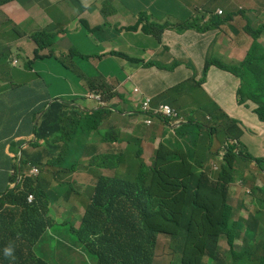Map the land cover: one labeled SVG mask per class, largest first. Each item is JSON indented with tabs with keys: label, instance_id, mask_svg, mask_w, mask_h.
<instances>
[{
	"label": "clouds",
	"instance_id": "1",
	"mask_svg": "<svg viewBox=\"0 0 264 264\" xmlns=\"http://www.w3.org/2000/svg\"><path fill=\"white\" fill-rule=\"evenodd\" d=\"M25 1L26 0H0V70L1 68L5 67L14 69L13 77L6 79L5 76H1L0 79H3L4 82L10 84L12 87V91L16 89H26L33 92L34 94L39 93L40 90L42 91V93H44L45 87H41V84H45L46 86L47 84L44 80H39L38 74H34L36 80L31 86L28 87L26 86V83L28 81H31V76L30 74L25 75L24 73H22L27 78V80H24L25 86H23L15 80L16 74L18 73L16 69L19 67H26L32 70L34 65L39 60H53L56 63V66H59L65 71V73L60 75L61 80L67 79L73 81L74 83L77 81L80 82V85H78V89L72 90L69 93L67 92V95L69 96L72 94V92L77 91V94L72 95L80 94L82 98L91 105L84 106L83 108V106H81V103L77 104V102L74 100L67 101L64 98L59 97L58 95H50V99L45 106L46 108L44 113L47 111V108L55 101H61L64 104H68L71 106H78L80 109H87L86 107H88L87 110L107 109L108 111L107 114L100 120L96 129L93 130L87 137H76V142L72 146L74 151V165L67 164L65 170L56 177L49 174L44 176L45 186H47L49 189L57 190L61 182L64 181L67 184V188L64 191H67L69 193V200L67 201V203H65L61 198L48 203V217L56 224L61 223L63 221V218L57 215V208L65 207L68 210L76 211L74 215V217L77 218L75 226L79 227V225L81 224L82 213L77 211L78 207L80 206V201L75 198V192H81L88 186L96 185L97 182L94 184H85L84 180L86 179V176H88L86 172H72L73 170L84 166L82 160L83 154L86 152L85 145L87 143L93 142L94 133L96 131H99L100 126L109 122L111 115L126 118L128 122L130 121L129 117L133 118L132 121L136 120V123L132 124L135 130V135L129 142H133L135 138H140L141 144L133 146V150L129 154V156L135 157L137 155V152L135 154L134 150L135 148H139L142 150L141 160L144 163H146V161L148 160L149 155H145L144 148L148 150V143L143 142V139L148 138L144 134H140V131L145 127L147 129H151L155 120H160L168 127L169 131L183 132L184 135L191 138L198 135V138L195 141L193 139L189 141L190 146L187 148L186 152H181L180 150L183 151V148L179 149L176 146L178 154L166 153L168 154V156H174L179 161H183V165L174 166H169L170 164L167 162H164L162 165L158 163V152L165 150V146L160 142L157 149V155L154 156V166H156V168L161 171L160 175L162 176L166 184L178 186L179 189L170 191L164 197H155L149 191V189H134L133 208H137L139 210V215L143 217L145 223L141 224L137 219H132L131 217L127 218L124 223V232L126 228H130L134 232H136V234H141L142 237L140 239H133L130 238L125 232L127 240L120 244V247L118 249V256L122 259L127 258L133 261H137L138 264H158L160 239L161 237H166L172 241V244L170 245L171 247L172 245H175V252H173L172 248L171 258L168 264H210L208 257L203 253L202 246V226L207 217L206 202L198 192V189H196L195 187L190 188L191 185L195 186L199 182L208 184L222 183L226 186L229 202L232 204L235 210V220L241 217L248 218L249 216L255 215L256 212L259 211L260 214L258 215V226L256 229L257 236L255 239V244L259 246L264 245V168L261 169L249 164H255V162L264 159V156H256L252 154L248 150L247 145L242 141V137L244 136L246 131V128L243 126V124H241L236 119L229 121V119L226 118L223 120L220 114L221 109L219 107L215 109L213 108V106H211V103L208 100L201 99V96H199L198 94V90H200L201 85L205 82V69H203L202 77L200 75L199 78H190L180 84L178 90L172 93L173 99L171 100H159L157 98V95L150 96L145 94L146 97H143L142 94H139L138 88H135L133 90V86H131L130 84L131 80H129L128 88L130 89L132 98L130 102L129 100H125L127 103H130V106H128L126 110H124L120 106H114L112 104L116 96L122 97L123 95L113 94L110 99L104 101L103 97L99 94L104 83H106L107 85V79L104 75V69L112 66L111 59H113L114 57H117L120 60H123L130 64L131 75L133 73L135 64H139L138 68H140L142 65L145 67L154 65L151 62L145 63V60L142 58L134 60L121 50H118L117 48L112 46L111 43L113 42L117 28L120 31H124L126 33L141 32L143 35L149 36L152 39H155L158 43H161L163 41V35L166 29L173 28L177 32H182V30H179V26L177 24H168L165 22H160L157 25L152 21L153 18L149 13L148 14L150 15L151 21L150 24H138L136 21L135 23L133 22V25H122L123 20L119 16L118 11L114 6V1L112 0L111 3L109 1H102L96 5V9L98 10V13L102 19V22L100 24L92 25L94 24V21H90V24H88L87 20L78 18L75 19L72 26H68V23L64 21L59 22L56 20L54 22H51L46 28H32L31 30L25 31L20 34L19 39H28L35 47L31 57L21 59L17 57L14 49L11 51L15 53L13 57H11V52L8 53L4 50L6 48L5 45L7 44V40L13 33L16 32L18 17L15 11V7L18 5H22L26 9ZM68 1L74 4L79 9V11H85V8L81 7L78 0ZM100 5L103 7L102 10L99 9ZM90 6L93 7L92 2H90ZM53 9H55V7H53ZM48 13L49 11L47 12V14ZM232 13L225 14L224 11L219 10L218 16L220 17V20L215 24L207 26H204L201 20L196 23L195 20L184 21L180 23H182L183 25H191V27L186 28L183 31L193 28L198 31L204 32H207L211 29H219L222 32L229 33L230 30L236 31L239 28L242 29L243 32L251 38V44L242 60H232L238 61L243 64V69L245 71L244 75L247 79L245 62L254 43H259L264 51V47L260 42L264 35V23L259 24L255 29L254 26L257 25L258 19L256 14H254V18L251 21H247L245 26L248 27L246 28L233 22L231 17ZM236 13L242 14L244 12L238 10ZM69 24L71 25V22H69ZM145 26L148 27V31L144 29ZM261 29L262 31H260ZM80 30L85 33V36L89 40L92 39L94 42L90 40L92 43H88L78 47L72 46L67 51L61 52L59 54H56L54 52L53 44L59 36L76 33ZM98 31L101 32L100 35L96 34V32ZM256 31H260V33L258 34V41H255ZM39 33L43 34L41 41H50L52 43L53 53L51 55H47V52H42L38 49L39 45L34 40L33 36ZM101 42L108 44L107 50L104 48ZM239 43L241 45H245L247 43V39H244ZM211 57L213 56L207 57L205 59V62L208 61V59ZM178 65L179 63L175 62L173 66L176 67ZM213 69L227 73L234 80L238 81L239 91L240 87L242 86V81L234 78V72L232 71L231 67H229L226 63L218 62L217 67H214ZM251 69H254V67H251ZM164 70L171 71L172 69L170 70L166 68ZM188 83H190L191 85H188ZM132 90L133 92H137L139 94V97L138 95L134 96ZM238 91L236 95L237 104L240 106L247 105V103L249 102L254 104L255 108L253 110V114L257 117L259 123L264 124V121L260 120L256 112L259 107L258 104L251 99H247L244 102L239 103ZM176 92H182L183 97L190 98V100H193L192 102L196 101L204 103V106H202L196 112L192 110V103H178L177 107H173L172 104L176 100ZM54 93L57 94L56 92ZM28 94L29 93L24 94L23 96H21V98L15 101V110H11L12 104L9 105L11 107L9 109L10 112L8 113V115L13 117V122L17 121L15 117L16 112H24L30 115V111L26 108ZM191 113H196V117L193 120V114ZM41 117L42 114L37 118V121H40ZM32 121L33 119L29 117V123H31ZM182 121H187V123L184 124L182 123ZM232 122H234L236 127L241 131V135L239 137H237V135L230 130ZM34 124H31L30 129H27L26 132L30 131ZM226 125H228L229 127L226 128ZM99 133L102 135V137H104L105 142L112 141L111 139L106 140L107 138H109V135L107 133H102L101 130L99 131ZM61 136L62 135H57L50 140H53L55 143L61 142L59 139ZM202 138H207L209 140L208 149H206L205 143ZM2 141H8L11 143L12 154H10L9 156V158L11 159V166L12 163H14L13 152L15 149L13 144L15 143V134L12 135L8 131V135L5 138L0 134V142ZM48 141L49 140L42 141V145L37 150V152H39L45 160L50 157H55L51 155L44 156L43 154V145ZM31 143H36V140H33ZM29 144L30 143H25L18 149L19 173L16 183L13 184L11 188L16 187L22 181L20 160L23 149H26ZM103 145L105 146V143ZM127 146H129V143ZM127 146L122 151L114 152H125L127 155ZM62 147L63 142H61L60 153ZM108 153L109 151L105 154V156H107ZM89 163L90 165L86 167L88 172L93 169L97 171L102 169L96 168V163L93 160H90ZM154 166L146 167L154 168ZM211 166H213V168L217 171V173L214 175H211L213 174V172H209L208 168ZM30 167L31 174H29ZM167 168L169 170H166ZM196 168L197 171H194ZM108 170H114V177H116L117 173L115 169ZM24 172L26 175L37 177L40 174V169L29 162L25 166ZM251 175H253L257 182H261V185H252L251 188L248 189L246 184L248 177ZM47 176L58 179L60 180V182H47ZM81 186L82 189H80ZM239 190L243 192L242 195L238 194ZM34 199L35 196L33 194H29L27 197L28 203H32ZM53 210L57 211V220L53 219L52 217ZM78 215H80V217H78ZM213 220L224 230V235L222 236L220 241V252L222 258L226 261H229L230 246L228 245L226 238L229 234L236 235L239 229H233L234 221L230 219H219L215 216ZM77 222H79V225H77ZM80 243L84 242L80 241ZM152 248H154V251L152 250ZM234 249L238 253L241 252V250L243 249L242 239H237L235 241ZM262 254H264L263 248L259 250L258 255ZM72 256H74V254ZM47 264L49 263L47 262Z\"/></svg>",
	"mask_w": 264,
	"mask_h": 264
},
{
	"label": "trees",
	"instance_id": "2",
	"mask_svg": "<svg viewBox=\"0 0 264 264\" xmlns=\"http://www.w3.org/2000/svg\"><path fill=\"white\" fill-rule=\"evenodd\" d=\"M99 9L102 10L103 7L100 5ZM136 21L138 24H150V15L146 12L139 13L136 15ZM189 27L191 25H181L179 30L183 31ZM144 29L148 31L147 26ZM260 31H256L255 41H258ZM42 35L39 33L33 38L39 45L40 51L51 55L52 43L41 41ZM263 52L261 45L255 42L245 62L247 86H241L238 91L239 103L251 99L258 104L256 112L261 121H264ZM41 87H45L44 93L40 90L39 93L34 94L26 89H16L11 93L13 99L11 110L16 109V100L29 93L26 108L30 111V115L16 112L17 121L8 123L9 132L12 135L15 134L13 144L15 150L14 163L0 171V264H47L44 254L59 252L61 256L65 253L63 233L67 227L74 237L84 242L80 243L78 249L96 258L97 264H138L137 261L122 259L118 256L120 244L127 240L125 232L133 239L142 237L130 228H126L124 232V223L127 218L131 217L141 224L145 223L143 217L139 215V210L133 208L134 189H149L155 197H164L179 187L166 184L160 175L161 171L156 166L146 167L141 160V149L135 157L129 156L133 146L141 144V139L135 138L127 146V155L125 152L109 151L101 162L95 164L96 168L115 169L116 177H102L96 185L88 186L81 192H75V198L80 201L77 211L82 213L79 227L75 226L76 211L65 207L57 208V215L62 217L63 221L56 224L48 217V203L58 198L67 203L69 193L64 191L62 195H59L56 189H49L45 186L44 176L49 174L56 177L65 170L67 164L74 165L72 146L76 142V137H87L96 129L108 111L107 109L87 110L88 107L80 109L78 106L55 101L44 113L50 93L45 84H41ZM245 87H248V90H245ZM99 94L104 101L113 95L109 92L106 83ZM222 112L221 110V115H223ZM41 114L40 121H37ZM29 117L33 119L31 123H29ZM31 124H34L31 130L26 132ZM230 130L237 137L241 135V131L234 122ZM57 135H62L59 138L63 142L61 153L57 157L45 160L37 150L42 145V141L50 140ZM33 140H36V143H31ZM25 143L30 144L23 149L20 160L22 181L11 188L16 183L19 173L18 149ZM157 159L160 165L164 162L169 163V166L183 165V161L162 152H158ZM29 162L40 169L37 177L25 174L24 168ZM194 171H197V168ZM193 187L198 189L206 202L207 217L202 226V246L203 253L208 257L210 264H264V254L258 255L259 250L264 249V245L255 244L259 211L248 218L241 217L235 220V210L229 202L224 184L199 182L195 186L191 185L190 188ZM29 194L35 196L32 203L27 201ZM215 216L219 219L227 218L234 221L233 229H239L236 235L229 234L226 238L230 246L229 261L224 260L220 252V241L224 230L213 220ZM237 239L243 241V249L239 253L234 249ZM73 241L77 240L74 238ZM48 245L50 249L47 252ZM152 250L154 251V248Z\"/></svg>",
	"mask_w": 264,
	"mask_h": 264
},
{
	"label": "crops",
	"instance_id": "3",
	"mask_svg": "<svg viewBox=\"0 0 264 264\" xmlns=\"http://www.w3.org/2000/svg\"><path fill=\"white\" fill-rule=\"evenodd\" d=\"M18 6L15 7V11L18 17V21L21 19V11L18 10ZM26 13L31 19L33 29H43L46 28L51 22L54 21H64L66 23L73 22L75 19L82 18L87 21H94L97 25L102 22V19L95 8L92 13L74 11L72 8V3L68 0H26L25 1ZM55 7V9H53ZM201 10L206 13L201 16V22L204 26L215 24L220 20L218 16V11H224V13H232L231 17L234 23L245 26L247 21H251L249 16L256 14L258 23L254 26L256 29L259 24L264 23V0H204L201 5ZM241 10L242 14L236 13ZM49 13L47 14V12ZM189 13L186 17L191 16ZM158 21L165 22L168 24H173L165 21L164 14L157 17ZM132 22H124V24H132ZM136 36L133 38V45L139 49H145L146 46L140 43V38L143 35L141 32H134ZM149 46L151 50H156L160 46L164 51L163 58L172 59L178 62L179 65L167 71L173 75L178 76V79L172 78L174 82H178L179 85L190 78L202 77V72L205 66V59L209 56H214L213 52H221L226 50L229 52V57L231 59L242 60L251 44V38L243 32L242 29L236 31L230 30L229 33L222 32L219 29H211L207 32L198 31L195 28L188 29L182 32H177L173 28H168L165 30L163 35V41L158 43L155 39L149 36ZM152 39V40H151ZM247 39L245 45H241L239 42ZM261 44L264 47V35L261 39ZM88 43H92L86 36L85 33L80 30L76 33H70L67 35L59 36L54 44L53 50L56 54L67 51L72 46H81ZM34 45L28 39L19 40L15 46L14 51L18 58H29L34 52ZM147 61H145L146 63ZM150 62V61H148ZM145 66H141L138 71L130 76V80L134 78H140L142 70ZM17 74L15 80L25 86L24 80L27 78L25 75L30 74L31 81L26 83V86H31L36 80L34 74L39 75V80H44L47 84L48 91L51 96L57 94L54 93L55 89L51 87L55 80L61 82V77L65 71L56 66L53 60H39L34 65L33 69L30 70L26 67H19L16 69ZM14 69L10 67L1 68L0 77L5 76L6 79L13 77ZM75 84L80 85L77 81ZM188 85H191L188 83ZM239 87V82L234 80L229 74L212 69L210 74V80L201 85L200 90H198L199 96L202 100H208L213 108H220L223 112L222 118L238 120L246 128L245 134L242 137V141L247 145L248 150L256 156H264V124L258 122L257 117L253 114L255 108L254 104L247 103V105L240 106L237 104L236 95ZM136 87L133 86V90ZM166 88L152 85L150 86V91L145 92L146 95L156 96L163 93ZM132 90V93H133ZM54 94H53V93ZM12 87L10 84L0 79V109L5 110V114L0 110V123H11L13 122V117L8 115L10 112L9 106L13 99L11 97ZM77 94V91L72 92ZM139 97V95H138ZM132 121L133 118L129 117ZM229 126L226 125V128ZM140 134H144L148 139H143V142L148 143V150L144 148L145 155L156 156L157 149L160 142L165 146V150L162 153H175L178 154L176 146L186 152L187 148L190 146L189 141L193 139L194 141L198 138V135L193 138L184 135L183 132H172L169 131L168 127L160 120H155L151 129L142 128ZM145 145V144H144ZM12 154L11 143L8 141L0 142V170H5L6 167L10 166L11 159L9 158Z\"/></svg>",
	"mask_w": 264,
	"mask_h": 264
},
{
	"label": "rangeland",
	"instance_id": "4",
	"mask_svg": "<svg viewBox=\"0 0 264 264\" xmlns=\"http://www.w3.org/2000/svg\"><path fill=\"white\" fill-rule=\"evenodd\" d=\"M81 7L85 8V12L92 13L96 8V5L102 1H109L111 3L112 0H78ZM115 3V8L118 11L119 16L122 18L123 22L122 25H125L124 22H136V15L141 12H147L151 14L152 21L158 25L160 21H158L157 17L159 15L164 14V18L166 22L177 24L178 26L183 25L180 22L195 20V23L201 20V16L206 12L201 10V5L204 3V0H113ZM90 2H92L93 7L90 6ZM21 5V4H20ZM18 10L21 11V19L17 23L16 32L11 35V37L7 40V44L5 45L6 52H11L15 46V44L24 38L19 39V35L25 31L32 29V22L31 19L28 17L25 8L21 5L17 7ZM72 8L74 11L78 12L79 9L72 4ZM189 13H192L191 16L186 17ZM253 16H249V19H253ZM88 24L90 22L87 21ZM127 24V25H133ZM68 26L70 24L68 23ZM97 35H100L101 32H96ZM136 36L134 32L126 33L124 31H120L118 28L116 29V33L114 35L113 42L111 43L112 46L121 50L129 57L133 58L134 60L137 59H144L145 61H150L153 63V66L146 67L142 70L140 78H134L131 80V86H135L139 89V94H142L143 97H146L145 92L150 91V86L158 85L161 87L166 88L163 93L157 95L159 100H171L173 99L172 93L177 91L179 88V83L174 82L172 78L178 79V76L168 73L166 68L168 69H175L174 63L175 61L172 59H165L163 49L158 46L156 50H151L148 48L149 46V38L145 36H141L140 43L145 45L146 48L139 50L133 45V38ZM94 42L92 39H90ZM152 40V39H151ZM104 48L108 49V44L101 42ZM1 51V49H0ZM15 53L11 52V57H13ZM213 57L209 58L208 61L205 62V73L204 80H210L211 70L214 67H217L218 62L226 63L229 67H231L232 71L234 72L233 76L235 79L242 81V86H247L246 78H245V71L243 69V64L232 60L229 57V52L226 50H222L221 52H213ZM111 67L104 69V75L107 79V86L109 88V92L111 94H120L123 95L122 97L116 96L113 100L112 104L114 106H120L124 110L130 106V103H127L125 100H131L132 96L130 94V89L128 88L130 76H131V69L130 64L120 60L117 57L111 59ZM139 64H135L133 69V74L139 70ZM163 67V68H162ZM54 92L57 93L59 97L64 98L67 101L74 100L78 103H81V106H90L85 99L82 98L80 94L78 95H67V92H71L72 90H77V85L71 80H64L62 79L61 82L59 80H55L51 85ZM248 90V87L244 88ZM137 92H133V95H139ZM190 98L183 97L182 92H176V100L172 104L173 107H177L178 103L187 104L192 103L191 107L192 110L195 112L198 111L204 103L200 102H192ZM5 114V110L0 109ZM193 114L192 120L195 119L196 113ZM136 123L134 121H127L126 118H121L116 115H111L110 120L108 123L103 124L100 126L99 131L101 130L102 133H107L109 138L112 140L111 142H105L104 137L96 131L94 133L93 142L87 143L85 145L86 152L83 154L84 166L81 168H77L73 170L72 173L75 172H86L88 176L84 180L85 184H94L98 182L102 177H114L115 171L108 170L106 168H102L101 170L97 171L95 169L91 171H87L86 167L90 165L89 161L93 160L95 163L101 162L105 156V154L112 150V151H122L126 148L129 141L135 135V130L132 124ZM182 123L186 124L187 121H182ZM176 124V123H175ZM151 127V126H150ZM8 123H0V134L5 138L8 135ZM205 143L206 149H208L209 140L207 138H202ZM105 143V146L103 145ZM148 147V145H147ZM61 148V142H54L53 140H49L46 144L43 145V154L44 156H59ZM216 150V149H215ZM139 151V148H135L134 153ZM198 151V150H196ZM146 166L151 167L155 165L154 156H148V160L146 161ZM251 166L259 167L261 169L264 168V159L259 160L258 162L249 163ZM209 172H213L214 175L217 171L213 168V166L209 167ZM31 167L29 169V174ZM47 182H54L59 183L60 180L52 178L51 176L46 177ZM252 185H261V182H257L253 175L248 177L247 180V188L250 189ZM67 188V184L62 181L61 184L57 188V192L61 195L64 190ZM82 189V186L80 187ZM115 194V193H114ZM239 195H242V191H238ZM56 210L52 211L53 219L57 220L56 217ZM80 217V215H78ZM79 225V222H77ZM77 241H73V239ZM63 239L65 241V253L59 256V252H51L50 255L47 253L44 254V258L47 260L49 264H97V259L92 257L86 252H81L78 249L80 245V241L74 237L71 232L69 231V227L66 228V231L63 233ZM172 241L166 237H161L160 239V246L158 251V264H168L172 248L173 252H175V245H172ZM50 249V245L47 246V252ZM74 254V256H72Z\"/></svg>",
	"mask_w": 264,
	"mask_h": 264
},
{
	"label": "water",
	"instance_id": "5",
	"mask_svg": "<svg viewBox=\"0 0 264 264\" xmlns=\"http://www.w3.org/2000/svg\"><path fill=\"white\" fill-rule=\"evenodd\" d=\"M20 179V178H19Z\"/></svg>",
	"mask_w": 264,
	"mask_h": 264
}]
</instances>
